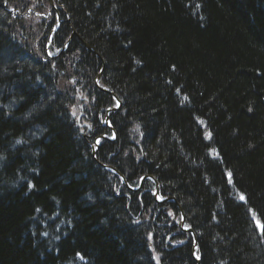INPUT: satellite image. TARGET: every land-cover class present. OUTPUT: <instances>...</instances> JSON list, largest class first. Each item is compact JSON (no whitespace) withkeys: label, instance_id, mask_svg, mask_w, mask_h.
<instances>
[{"label":"trees","instance_id":"1","mask_svg":"<svg viewBox=\"0 0 264 264\" xmlns=\"http://www.w3.org/2000/svg\"><path fill=\"white\" fill-rule=\"evenodd\" d=\"M53 1L55 59L50 0H0V264H197L145 176L200 264H264V0ZM103 68L96 158L139 193L92 156Z\"/></svg>","mask_w":264,"mask_h":264},{"label":"water","instance_id":"2","mask_svg":"<svg viewBox=\"0 0 264 264\" xmlns=\"http://www.w3.org/2000/svg\"><path fill=\"white\" fill-rule=\"evenodd\" d=\"M50 3H51V5L54 7L53 0H50ZM55 9H56V8H55ZM74 36H76V33H75V32L71 35V37L73 38ZM72 38L67 42V45L70 44ZM86 47L88 48L89 51H91V52H93L94 54H96L95 51H93V49H91L89 46L86 45ZM65 49H66V48H64L63 50H65ZM96 55L99 57L98 54H96ZM103 71H104V68H103V70H102L101 73L97 76V78H96V80H95V84H96L97 87H99V82H100V79H101V77H102V75H103ZM103 91L106 92V93H108V94H111V93H109L108 91H105V90H103ZM111 95H112V94H111ZM117 102H118V108L112 110L113 112H115V111H117V110H120V109L122 108V103H121L119 100H117ZM106 122H107V123L109 122V115H107ZM100 139H106V138L102 137V138H100ZM110 141H111V140H110ZM96 144H97V142H96ZM97 151H98V145L93 147V153H92V156H93L94 159H96V153H97ZM97 162H98V163L100 164V166L103 167L104 169H106V170H111L113 173H115L117 176H119V177L123 180L124 184H125V185H126L131 191L136 192V191L139 190V189H138V190H134V189L130 188V187L128 186V184H127V181H126L125 177H124V176H123L118 170H116V169L113 168V167L106 166V165L100 163L99 161H97ZM144 179H145V180H146V179H151V180H153V181L155 182V184H156V186H157V190H156V193L154 194V196H155V199L158 200V194H159V189H160V185H159V183L154 179L153 176H146V177H144ZM166 201H174V202L178 205L179 209H180L181 212H182V216H183V221H182L181 224H180V228L183 229V230H185V229H184L185 215H184V212H183V209H182L181 205L178 203V201H177L175 198H167ZM187 231H188V232H191V233L193 234V236H194V241H195V243H194V247H193V258H194V260H195V262H196L197 264H200V260L196 257V249H197V241H198V240H197V236L195 235V233L193 232V230L190 229V230H187Z\"/></svg>","mask_w":264,"mask_h":264},{"label":"rangeland","instance_id":"3","mask_svg":"<svg viewBox=\"0 0 264 264\" xmlns=\"http://www.w3.org/2000/svg\"><path fill=\"white\" fill-rule=\"evenodd\" d=\"M7 17H8L7 11L0 9V24L2 21L7 19Z\"/></svg>","mask_w":264,"mask_h":264},{"label":"snow or ice","instance_id":"4","mask_svg":"<svg viewBox=\"0 0 264 264\" xmlns=\"http://www.w3.org/2000/svg\"><path fill=\"white\" fill-rule=\"evenodd\" d=\"M73 115H75V112L73 113ZM97 143H99V141H97ZM241 199H244V197L241 196ZM77 255L80 257L81 260L84 259V257L81 254L78 253Z\"/></svg>","mask_w":264,"mask_h":264}]
</instances>
